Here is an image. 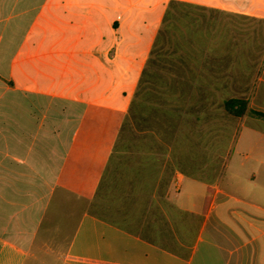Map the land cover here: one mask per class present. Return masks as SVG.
Instances as JSON below:
<instances>
[{"label":"crops","instance_id":"0c3cea01","mask_svg":"<svg viewBox=\"0 0 264 264\" xmlns=\"http://www.w3.org/2000/svg\"><path fill=\"white\" fill-rule=\"evenodd\" d=\"M252 111L264 0H0V264H264Z\"/></svg>","mask_w":264,"mask_h":264},{"label":"rangeland","instance_id":"374dc122","mask_svg":"<svg viewBox=\"0 0 264 264\" xmlns=\"http://www.w3.org/2000/svg\"><path fill=\"white\" fill-rule=\"evenodd\" d=\"M153 70L156 74L159 73V68H153ZM217 105L219 107L221 106V104L219 103H217ZM216 117H217V123L215 125L216 127L215 139L217 142L216 154L223 156L224 158L230 157L231 155H235L236 153L245 155L244 150L238 151V148L240 147V144L243 140V133L241 134L242 128L240 127L239 122L236 125L234 121L233 123H227V122L222 123L221 116L217 115ZM259 124L262 127H264V119H261V121H259ZM228 171L229 170L227 169L226 173H228ZM59 243H62V242H59ZM60 245L62 244H57V243L48 244L50 249H54ZM36 253L40 254V252H36ZM38 261L40 262V259H38ZM42 261L43 263H46V264H60L61 263L60 258L58 259L57 258H46V259H43ZM36 262H37L36 258L29 260V264H36Z\"/></svg>","mask_w":264,"mask_h":264},{"label":"trees","instance_id":"16d2710c","mask_svg":"<svg viewBox=\"0 0 264 264\" xmlns=\"http://www.w3.org/2000/svg\"><path fill=\"white\" fill-rule=\"evenodd\" d=\"M245 107H246V102L244 100L240 99H228L225 102V108L227 111H229L233 116L239 117L243 113H245ZM251 113L264 117V113L259 112V111H252Z\"/></svg>","mask_w":264,"mask_h":264}]
</instances>
